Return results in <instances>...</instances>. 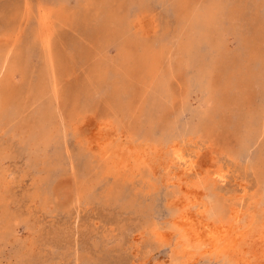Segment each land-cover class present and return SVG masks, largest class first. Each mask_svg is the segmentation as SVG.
<instances>
[{
	"label": "rangeland",
	"instance_id": "374dc122",
	"mask_svg": "<svg viewBox=\"0 0 264 264\" xmlns=\"http://www.w3.org/2000/svg\"><path fill=\"white\" fill-rule=\"evenodd\" d=\"M263 245L264 0H0V264Z\"/></svg>",
	"mask_w": 264,
	"mask_h": 264
},
{
	"label": "bare ground",
	"instance_id": "6f19581e",
	"mask_svg": "<svg viewBox=\"0 0 264 264\" xmlns=\"http://www.w3.org/2000/svg\"><path fill=\"white\" fill-rule=\"evenodd\" d=\"M43 19V18H42ZM45 19V18H44ZM48 19V18H47ZM43 21H47V20H43ZM44 23V22H43ZM177 152H180V151H177ZM173 153V156H174V158H175V160L177 161V162H183V164H184V160H183V158H182V156L179 154V153ZM182 153V152H181ZM190 169V167H189V164H185V166H184V171L186 172L187 170H189ZM219 173V172H218ZM216 174H217V172H216ZM220 176V175H219ZM219 178L221 179V177H218L217 175H215V176H213V180L214 181H218L219 180ZM222 181V180H221ZM232 213V212H231ZM233 219H234V216H233ZM237 219V218H236ZM235 220V219H234ZM215 221V220H214ZM203 228V234H204V237H207V238H211V237H214L215 239H216V237L218 236V235H220L221 236V234H223V232L225 231V228H224V230H222V225L220 226V225H218V226H212L211 224H209V223H207V222H204V223H202V226H201V229ZM197 233V232H196ZM202 233V232H201ZM182 234V233H181ZM182 235H184V234H182ZM197 236H198V234H197ZM216 236V237H215ZM199 237V236H198ZM186 238V237H185ZM190 238V237H189ZM189 238H188V240H189ZM213 238V239H214ZM219 238V237H218ZM193 240V239H192ZM194 240L196 241V238H194ZM191 242V241H190ZM198 243H200V241L198 242H196V244H198ZM193 245V244H192ZM206 248V247H205ZM202 251V250H201ZM205 251H207V250H205ZM263 251H264V245H263Z\"/></svg>",
	"mask_w": 264,
	"mask_h": 264
}]
</instances>
